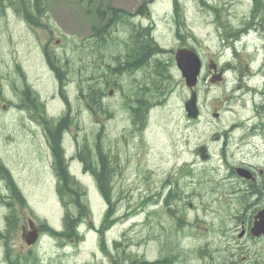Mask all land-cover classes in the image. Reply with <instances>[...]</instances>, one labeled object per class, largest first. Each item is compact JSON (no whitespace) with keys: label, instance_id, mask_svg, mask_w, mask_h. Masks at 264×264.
<instances>
[{"label":"flooded vegetation","instance_id":"1","mask_svg":"<svg viewBox=\"0 0 264 264\" xmlns=\"http://www.w3.org/2000/svg\"><path fill=\"white\" fill-rule=\"evenodd\" d=\"M37 1L38 0H29V12L35 14V17L32 18L30 15L26 14H24V16L26 21L37 31V50L41 53V58L38 61L41 62V66H45V74L39 75L37 80L34 81L31 79L30 72L26 68L20 67L19 69L24 75V82L21 86H23L25 90V98L28 99L36 92L39 99L45 103L46 111L32 118L28 114L32 112V109L24 108L23 110L26 112L31 122L42 127L44 135L39 127L35 130H30L36 133V137H47L54 160H56L58 150L52 143L58 136H60V145L63 155L66 157L67 166L69 155L64 152V143L66 142L74 146L75 152L78 153V157L81 160L85 172L94 179V189H96L98 182L95 175L90 170L95 164L94 155L91 157L90 165H87L79 156L81 147L84 144H81L78 136V129L81 128L82 125L78 117L80 88H82L85 94L94 87L101 89L98 92L100 98L103 99L100 101L101 104L96 106L95 103L97 101L94 103L89 101V103L85 105L89 107V109H86L85 116L90 119L89 122H91V124H93L96 119L101 118L96 117V114H100L101 110H104L102 116L107 114V116L110 117L111 114L115 116V110L112 109L121 106V114L125 113V115L129 117L130 113V119L132 121H128L126 130L140 133L139 130L142 127V122L139 117L135 116L130 107L126 106L125 102L127 96L131 95L134 100L132 104L136 106L141 100L142 93L137 86H135V91H132V88L127 86V82L133 79H135L136 82L141 81L142 77L146 75L143 69H150V73H152V69L150 68L152 61L150 60H165L168 58V55H172V52L175 50L172 62L173 65H175V63L177 65L176 51L179 48L191 47L199 53L197 50L199 47L197 44H184L182 39L178 36L176 18L179 19L180 25L184 31L189 32L187 28L189 17L179 0L178 5H176L175 0H173L171 14L169 16H164L166 23L174 30L176 36V44L178 45L172 48L163 45L158 38V26L156 21L154 19H145L150 16L152 8L157 6L158 0H143L144 2L135 9H129L125 7V5L115 4L112 3L111 0H108L107 4H113L111 10H109V15H102L100 17L97 15L99 10L96 9L97 13H92L89 34H87L84 40L79 38V31H73L74 34L69 33L68 28L65 26L66 29H64L63 26L59 24V21L55 19L54 3L56 0H41L46 3L43 12L38 8ZM103 10H106V8L102 7V11ZM114 11H117L119 16H121V14H123V16L114 17L112 15ZM116 18L123 19L122 22L125 25H116L117 27H114L113 20ZM248 22L249 20H245L239 25L241 28L239 38L242 41H248L246 35L251 34L249 33L251 28L245 29ZM103 26L106 30L110 31L109 34L101 40L95 39L96 27ZM253 28L255 29L256 37L263 40L260 37V32L264 28L259 30L255 26H253ZM146 30H149L150 37H152L165 51H157V53L152 54L148 48H144L142 45V32L144 33ZM168 36V33L162 35V37L166 39ZM85 40H87L88 45L84 46V51H82L78 48L79 41L82 42L81 46H83ZM263 44L264 40L262 41V45ZM16 53L19 55L18 50H16ZM261 54H263V56ZM256 55L258 59L255 61L253 59ZM143 57L145 58L142 61ZM251 61L254 67L253 70L244 71L236 68L228 59L222 60L221 62L219 59H209L206 61L205 58H202V70L198 83L194 86V89H196L198 93L199 116L197 118H190L187 116L186 110H184L186 125L188 127L187 136H190V131L195 132L193 142L196 148L193 150L189 148L193 160H189L188 157H184L180 160H172L175 173L174 179L173 174L168 173L162 181L153 182V184H157V187L149 185L147 188L140 191V196L136 201V215L139 217L137 222L140 227L149 226L153 230H156L155 228L159 226L160 230L164 228L161 231V234L164 236L178 230H187L190 231L192 235H198L199 237L211 236L217 234L214 228L215 225L218 227L223 225L220 223V215L228 212V218L226 219L228 222L232 219L235 225H230L231 227L222 231V234L228 235V230L232 228L230 234H234L238 238L264 237V234L255 236L251 232L256 215L264 209V52L260 53L259 50H256L252 56L248 57L247 64H250ZM90 63L92 65L96 63V66L101 68L103 71V78L95 80V75L92 74L89 78L95 80L96 85L83 84V79H79V84L75 85L73 82V75L78 66L81 65L82 69L83 67H87L91 70ZM72 72H74L73 75H71ZM45 81L54 83V89H50L49 91L43 90ZM19 84H21V82H19ZM106 86L111 87V89L107 91L105 88ZM112 87L117 89L115 93ZM127 87L132 92L127 91ZM187 88L189 89V94L185 101L189 98L192 90L188 86ZM213 88H221L226 94H231L233 90H236L241 98L240 108L237 110L236 107L230 105L231 101H233L232 96H230V98L227 99V104L229 105H227L226 109H223L221 112H219L218 109L209 111V109L205 107V105H208L209 101L206 95L203 96V92L211 91ZM17 93L19 94V99H22L21 93ZM164 99L165 98L156 100V104L148 111V108H146L147 122L143 126V137L145 134L151 133L154 124L157 123L156 118L152 117L154 114L153 111L155 108L165 104ZM106 101L110 105L109 108H106ZM185 101L183 103V109H185ZM11 102L15 103L14 98L11 99ZM85 106L83 108L84 111ZM95 108L99 109L96 110ZM233 110H235L234 115L237 113L241 116L244 115L243 122H229L230 118H227V113ZM63 111L71 112L73 123L61 125L57 128L61 119L59 115ZM206 111L209 114L208 119L205 117ZM234 115L232 117H234ZM47 116L54 119V125L57 128L52 132L47 130V124L45 123V118ZM134 124H136V128ZM204 126L206 127L205 129L202 128ZM240 127L243 129V134L241 136V141L238 142L236 136ZM207 129L210 131V138L202 140L201 136ZM188 140L190 145L191 139L189 138ZM203 147L206 148L204 153H202ZM247 147L250 149L248 150V155L255 156V158L261 160L260 162L240 158L239 161L241 162L239 164L234 162L232 160L233 158L231 159V156L233 157L234 154L237 156L244 155L247 151ZM219 157L220 160L218 161ZM204 163L209 164L210 169L209 172H202L200 177H198L197 181H199V185L194 190L191 188L189 191L182 190L183 181L187 180L188 184L193 180L194 183L196 182L194 179L197 178V173H188L185 175L186 169H196L198 171L203 167ZM56 164L53 165L57 178L56 184H65V178L62 176L61 178L59 177V171L57 172L59 165L58 163ZM179 168H181V170H178ZM239 168L248 169L251 173V177L247 178L241 175L238 171ZM8 169L15 184L20 188L12 171L9 167ZM148 169L154 168L149 167ZM219 169L221 170L220 173ZM68 174L71 177H75L84 186L88 185L76 175L73 168L71 170L70 168L68 169ZM218 174H221L222 177L218 178ZM185 176L187 179H185ZM118 178L119 173L114 174V189L111 200L108 201L105 197H102L104 210H106L105 215L108 216V220L115 218V221L110 224V226L107 225L106 231H112L119 220L124 218V213L119 212L122 199L119 198L115 190V181H118ZM149 178H152V174ZM221 179H224L227 184V187L223 189L219 183ZM173 181H180L181 187H178L179 190H173ZM173 193L174 196H172L171 199L172 201L176 199V201L168 202L169 195ZM246 193L251 194L250 200L245 201L243 197H241ZM150 197H153V199ZM223 198H226L228 203H224L226 206L222 207V209H216L220 207L218 200ZM145 201H148L149 205H144L143 202ZM113 202L115 206L113 208L114 210L111 211ZM213 209L214 211L212 212L211 210ZM161 212H164V214L162 215ZM181 220L184 221L183 226H180ZM201 227H206V229L200 230L199 228ZM25 228L26 227H24V229ZM123 232H125V229H123ZM123 232L119 231L117 235H121ZM243 232L244 234L241 236ZM213 259H215L214 254ZM200 263L206 264L204 261ZM0 264H9L5 253L0 257Z\"/></svg>","mask_w":264,"mask_h":264},{"label":"rangeland","instance_id":"2","mask_svg":"<svg viewBox=\"0 0 264 264\" xmlns=\"http://www.w3.org/2000/svg\"><path fill=\"white\" fill-rule=\"evenodd\" d=\"M8 1L9 0H3L4 3H8ZM90 1L91 0H56L54 3L55 19L59 21V24H61L64 29L67 27L69 33L74 34L73 31H79V38L83 40L87 37V34H89V26L92 22V13L86 14ZM98 1L102 0H95L92 2L91 6L95 7ZM107 1L108 0H104L105 3ZM111 2L125 5V7L129 9H135L144 1L111 0ZM179 2L184 6L185 12H187L190 25L194 27L195 32L198 34L197 37L200 42L198 41L196 44L199 47L197 50L202 58H205L206 61L209 59H219L222 62V55L220 54L224 53V46L229 45V41H223L219 31L215 28L213 23L214 19L217 20L216 14L210 11L204 4H218L219 8H224V10L226 9V5L229 7L228 10H236V14H233V11H231L230 14H225L224 16L225 18L230 17V20L236 24L237 22H242L243 18L246 17V12L250 9V0H227L226 2H224V0H179ZM231 2H233L232 7L230 5ZM172 5L173 0H158L157 6L154 7L155 10L152 8L150 16L145 18L146 20L154 19L156 21L158 26L157 36L161 43L168 48L178 45L176 44L174 30L168 26L164 18V16H169L171 14ZM28 9L29 0H27L26 3L21 2V8L19 9H10L6 6L4 9L2 8L3 12L0 14V157L12 171L27 201L26 205L19 204V213H22V216L18 218L17 229L10 237L13 249L19 252H25L30 247L27 245L23 236L24 227H26V229L30 228L28 217H32V221L35 224H40L41 221H45L55 228L62 230L65 215V207L57 192V178L55 168L53 167L56 163H58L59 166L61 164L57 162V159L54 160L51 149L48 147L49 141L45 137H38L37 139L29 134L22 133L25 124L23 128H17L18 130L14 135L12 132L15 127L23 125V120H25V123L28 124L30 129L35 130L39 127L42 130L40 125L28 119L26 112L22 108L15 106V103H20L21 99H19L17 91L12 90V93L10 91V75L12 74L13 79L17 80V70L20 67L26 68L30 72L32 80H34L35 76L43 74L45 69V66H41V62L38 61L41 58V53L37 50V31L26 21L23 14ZM165 33L169 34L167 39L162 37ZM246 37L248 41L242 42L241 39L234 38L232 43L236 44H232L231 51L226 52L224 55V57L228 58L236 68L244 71L253 70L254 68L252 66V61L250 64H247L248 57L252 56L256 50H259L260 53L264 52V44L262 45V40L256 37L255 32L247 34ZM260 37L264 40V31L260 32ZM16 50L19 51V55L16 53ZM174 51L172 52V57H174ZM261 55L263 56V54ZM257 59L258 56L256 55L253 60L256 61ZM90 66L91 70L87 67H83L82 69V66L79 65L75 73H71V75L74 73L73 82L75 85L79 84V79H83V84L96 85L95 80L103 78V71L96 66V63L93 65L90 63ZM173 70V76L176 80H174L173 83L170 81V86L176 83V90L174 86L166 99H164L165 104L155 108L153 111L154 114L152 113L153 116L151 114V116L157 120L151 133H147L143 137L141 133L126 130L128 121H131L130 113L128 117L125 113L121 114L120 111H118V113L115 111V116L112 117L107 116V114L103 116L96 114V117L101 118L96 119L92 125L88 124L84 127V129L86 127L90 129L87 136L90 151L93 153L95 143L100 139L105 145L106 151L108 152L107 154L112 156V159L109 161L112 163L110 166H115L119 171L118 185L125 186L126 190H135L136 196L134 195V201L138 200L140 196L139 193L142 189L147 188L149 185L157 187V184H153V182L162 181L166 174L172 173L174 179L175 173L172 160H180L184 157L193 160L190 150L196 148L193 142L195 132L190 131V136H187L188 127L185 120L186 111L184 112L185 109H183V103L188 97L189 89L177 65H175V67L173 66ZM143 72L150 74V69H143ZM92 74L95 75V80L89 78ZM20 81L22 85V75H20ZM48 84L53 90L54 83L48 81ZM43 86L45 87L46 84L44 83ZM105 88L107 91L111 89V87L107 86ZM112 88L115 93L117 89L114 87ZM205 95L209 101L208 105H205V107L209 109V111L218 109L219 112H221L223 109H226L227 105H229L227 104V99H229L230 96H232L233 99L230 105L236 107L237 110L240 108L241 98L236 90H233L231 94H226L221 88H213L211 91L203 92V96ZM13 98L15 103L11 102ZM109 106V103L106 101V108H109ZM95 109L98 110L99 108ZM116 109H118V107L112 110ZM234 112L235 110L227 113V118H230L229 122H243L244 115L241 116L238 113L234 115ZM12 113H16L20 118L13 121L11 118ZM233 115L234 117H232ZM205 117L207 119L209 117L207 111ZM134 127L136 128V124H134ZM202 128L205 129L206 127L204 126ZM83 130L80 128L78 129V136L81 144L84 143ZM209 132L210 131L207 129L205 133L202 134L201 139L205 140L210 138ZM98 133L99 135H97ZM42 134L44 135L43 130ZM242 134L243 129L240 127L236 136L238 142L241 141ZM189 138L191 139L190 145ZM248 150L250 149L247 147V151L244 155L237 156L234 154L233 157L231 156V159L233 158L232 160L239 164L241 162L239 161L240 158L254 162L261 161L255 158V156H249ZM64 152L69 155L68 166L70 170L73 168L76 175L84 183L92 187L91 202L94 211L103 212V199L94 189V179L85 172L81 160L78 157V153L75 152L74 146L65 142ZM219 160L220 157L218 158V161ZM149 167L154 169H148ZM151 174L152 178L150 179L149 177ZM194 180H196V182L193 183L192 180L182 187V190L189 191L190 188L194 190L199 185V181H197L198 177ZM218 201L220 207L216 209H222V207L226 206L224 203H228L226 198ZM211 211L213 212L214 209ZM161 214L163 215L164 212H161ZM2 215L3 214H1V217ZM100 218L101 217H95L98 221ZM93 219L94 214L91 213L84 223L85 235L79 245H75L74 241L71 242L69 240H65V243L61 244V242L64 241L63 239L59 240V238H57L58 236L50 233H43L41 231L39 242L35 247V251L32 253L34 261L30 257H24L23 264H110L107 256H105V253L99 247V242L101 241L100 234L95 231ZM130 220L131 218H122L119 220L111 234L105 236L106 241L113 243L119 230L123 229L125 224ZM223 223L224 224L219 227L215 225L214 228L217 234L199 237L201 241L213 240L219 243L218 246H221V250L214 255L215 262H220L224 258H227L232 259V261L236 259L240 264H264V237L256 239L240 237L241 240H239L237 237H234L233 234H230L232 228L228 230V235L221 233L231 227L230 225H235V222L232 219L230 222L225 219ZM135 225H138L137 221L132 222L128 227L131 228ZM155 229L158 231L160 227L158 226ZM199 229L205 230L206 227H201ZM176 232L179 236L183 237L187 235L189 231L178 230ZM133 233L134 232L128 233V235L132 236L134 241H141L142 231H138V235H136V233L133 235ZM121 240H123V238ZM142 241L144 243L141 248L137 246L140 243H136V245H132V247L134 246L133 249L135 248L134 250L139 251L151 260L157 259L161 254L160 246L153 245L150 240ZM183 242L186 244L184 245L186 248H191L187 239H184ZM227 246H231L232 249L229 250ZM228 250L234 253L229 254ZM4 253L7 254L6 247L0 245V257ZM24 256H27V253H24ZM190 257H192V255H189L187 260H189ZM183 258L184 257L180 256L177 264H190L184 262L182 260ZM25 259L26 263L24 262Z\"/></svg>","mask_w":264,"mask_h":264},{"label":"trees","instance_id":"3","mask_svg":"<svg viewBox=\"0 0 264 264\" xmlns=\"http://www.w3.org/2000/svg\"><path fill=\"white\" fill-rule=\"evenodd\" d=\"M95 0H91L88 8L86 10V14L89 13H97L96 9L99 10L97 13L98 16L102 15H109V10H111L113 4L112 3H105L104 0L98 1L95 4V7H92L91 4ZM227 0H224L226 2ZM21 2L26 3L27 0H9L8 3H4L3 0H0V14L3 12L2 8L4 9L6 6L10 9H19L21 8ZM17 3V4H16ZM175 4L178 5V0H175ZM46 5L45 2L38 0L37 6L40 9V11H44V6ZM210 11H213L216 14L217 20L214 19L213 23L215 25V28L219 31L221 38L223 41H229V45H225L223 52L220 55H222V60H226L228 58H225L224 55L226 52L231 51L232 40L240 39V30L241 28L239 25L243 23L245 20H249L247 23V27L245 29L251 28L250 30L255 32V29L253 26L257 27V29L264 28V0H250V9L246 12V17L243 18L242 22H237L234 24L230 17L225 18V14H230L231 11H233V14H236V10H228L229 7L219 8L218 4H204ZM231 7L233 5V2L230 3ZM92 7V8H90ZM102 7H105L106 10L102 11ZM30 9L25 11L23 14L30 15L32 18L35 17V14L29 12ZM222 12V13H221ZM114 17H121L119 16V13L117 11H114L112 13ZM234 19V18H233ZM123 19L116 18L113 20L114 27H117L116 25L124 26L125 24L122 22ZM176 23L178 26V36L182 39V42L184 44H196V42L200 41L197 37V32H195L194 27L187 24V27L189 29V32H185L184 29L181 27L179 19L176 18ZM184 25V24H182ZM191 30V31H190ZM264 31V29H262ZM109 30H106V28L103 27H96V36L95 39L101 40L103 37L107 36L109 34ZM145 34V35H144ZM187 36V38H186ZM263 41V40H262ZM242 42V40H241ZM82 42L79 41L78 48L82 51H84V46L88 45L87 40H85L83 46ZM142 45L144 48H148L149 51H151L152 54L157 53V51H165L160 45H158L152 37H150L149 30L142 32ZM190 46V45H189ZM193 46V45H191ZM191 48V47H190ZM143 49V47H142ZM145 57L142 58V61ZM173 57L169 54L168 58L165 60H150L152 61V65L150 68L152 69V73L147 74L142 77V80L139 82H136L135 79L131 80L130 82H127V86L132 88V91H135V86L141 90V100L138 102L135 106V104H132L134 100L132 99V96L129 95L126 98V106L130 107V109L133 111L136 117H139L142 122V127L140 128L141 136H143V126L147 122V111L152 108L156 104V100H162V98L167 97V95L172 91V88L175 86L176 90V83L170 86V81L176 80L173 76L174 70L172 62ZM257 63V62H256ZM18 74V81L14 80L13 77L10 75V91L12 93V90H15L22 95V99L20 103H17L15 106L18 108H26V109H32V112H29L28 114L35 118L39 116V113H44L46 111V106L43 101H41L37 95L36 92H34V95L32 94L28 99L26 97L25 90L21 84H19L20 81V75H22V81L24 82V75L22 74L21 70H17ZM45 74V71L44 73ZM41 74V75H43ZM31 75V74H30ZM39 76V75H38ZM34 77V81L37 80V77ZM131 79V78H130ZM46 86H43V90L49 91L51 88L48 84V81L44 82ZM127 87V91L132 92ZM99 89L98 87H94L91 89L87 94H85L80 88L79 93V120L81 125V130L84 129L85 126L88 124L92 125L91 122H89V118L85 116L86 109H89V107L85 106L86 104L96 102V106L100 105L103 99L100 98L99 95ZM25 94V95H24ZM94 94V98H93ZM24 96V98H23ZM138 97V96H137ZM10 102V100H9ZM132 104V105H131ZM85 106V111L83 110ZM129 109V108H128ZM104 110H101L100 115L102 116V112ZM116 113L118 111L121 112V106L118 107V109L115 110ZM61 117L57 128H59L61 125L66 124H72V114L71 112L63 111L60 115ZM87 117V118H86ZM90 117V116H89ZM112 117V114L110 115ZM11 118L13 121H16L20 118L19 115L16 113H12ZM86 119V120H85ZM45 123L47 124V130L50 132L56 130L57 128L54 125V119L51 117L45 118ZM22 124L20 127H15L13 132V135L17 132V128H24L22 129V133L29 134L30 136L37 138L35 135L36 133L34 131H31L28 127V124L25 123V120L22 121ZM89 128L86 127L83 130V140L84 144L81 147V150L79 152V156L82 158V160L88 165L91 163V157L94 155V166L90 168L92 173L95 175L97 179V186L96 189L101 197H105L106 200L110 201L113 195V189H114V174H118L119 171L116 169L115 166H110V159H112V156H109L106 151L105 145L98 139L95 143V149L93 150V153L90 151L89 143H88V134H89ZM99 135V133L97 134ZM47 139V137L45 136ZM52 145L58 150V153L56 155V159L61 164L57 168V172L59 171V177L61 176L65 178V184H56L57 186V192L61 198V201L63 202V205L65 207V215H64V225L62 230H59L49 224L48 222L41 221L40 227L41 231L43 233H50L55 236H58L57 238L63 239L64 241L61 242V244L65 243V240L74 241L75 245H79L82 240L83 236L85 235V221H87L88 217L91 215V213L94 214L95 217H101L100 220L95 219V231L100 234V242L99 247L100 249L105 253V256H107L110 264H177L179 261V257H184L182 260L186 263L190 264H201V261L206 262V264H240L238 260L236 259H227L224 258L220 262H215V259H213V254L216 255L220 250L221 246H218V242L213 240H207V241H201L199 239V236H194L189 231L187 235L185 236H179L177 232L174 233H168L165 236L161 234V230L158 231L153 230L149 226L139 227L140 225L132 226V230L130 227L131 223L138 220L137 213V205L136 201H134V195L135 190H126L125 186H119L116 182L115 190L117 192V195L119 198L122 199V204L119 206V212L124 213V218H131V220L125 224V232H123V229L119 230L123 232L121 235H116L115 239L113 240V243L107 242L105 236L111 234L112 231H106L107 225L110 226L115 221V218H112L111 220H108V216L105 215L106 210L103 212L101 211H94L93 205L91 202L92 197V187L91 186H84L79 180H77L75 177H71L68 174L69 167L66 163V157L63 155L61 145H60V136H58L56 139L53 140ZM50 144H49V146ZM65 157V158H63ZM185 167V166H183ZM182 168V167H181ZM179 168L178 170H181ZM210 166L209 164L204 163L203 167L199 169L198 171L196 169L194 170H187L185 171V175L188 173H197V177H200L202 172H209ZM220 170V169H219ZM221 170L219 171V173ZM218 178L222 177L221 174L217 175ZM185 179L187 177L185 176ZM221 188L227 187V184L225 183L224 179H221L219 181ZM172 185H174L173 190L177 191L179 190L178 187H181L180 181H173ZM187 185V180L183 181V187ZM135 189V188H134ZM88 190V193H87ZM227 190V189H226ZM90 193V194H89ZM173 194L169 195L168 202H175L176 199L172 201ZM241 197L245 201L250 200L251 194H243ZM153 199V197H150ZM27 201L26 198L22 192V190L15 184L8 167L5 165V162L0 157V242L1 246H5L7 250L6 259L9 264H23V258L30 257L33 260L32 253L35 251V247L37 246L38 242L32 246H30L27 251L19 252L17 250L13 249V246L11 245V239L10 237L13 235V233L16 231L18 226V218L22 216V213H19L20 205H26ZM144 205H149L148 201L143 202ZM115 206V203H112V209L113 211ZM75 208V210H74ZM97 212V213H96ZM1 214L2 217H1ZM229 213H222L220 215V223L224 224V220L228 218ZM232 216V215H231ZM32 220V217H28V222ZM222 220V221H221ZM26 221V220H25ZM107 222V224H106ZM184 225V221H180V226ZM114 229V228H113ZM138 231H142L141 241H134L132 236H129L128 233L134 232L136 235H138ZM145 231V233H144ZM133 233V235H134ZM234 235V234H233ZM234 237H237L234 235ZM123 238V240H121ZM238 238V237H237ZM254 238V237H252ZM187 239L188 244H190L191 248H186L184 245L183 240ZM241 240V238H238ZM256 239V238H255ZM150 240L153 245H159L160 246V256L156 260H151L147 258V256H144L139 251L134 250L132 245H136V243H140L137 245L138 247L143 246V241ZM26 241V240H25ZM206 245V246H205ZM221 245V244H220ZM55 247V246H53ZM229 250L232 249L231 246H227ZM229 254L234 253L233 251H229ZM24 253H27V256H24ZM29 255V256H28ZM192 255L189 260H187L188 256ZM34 261V260H33ZM232 261V263H231ZM26 263V259L24 260Z\"/></svg>","mask_w":264,"mask_h":264},{"label":"water","instance_id":"4","mask_svg":"<svg viewBox=\"0 0 264 264\" xmlns=\"http://www.w3.org/2000/svg\"><path fill=\"white\" fill-rule=\"evenodd\" d=\"M176 62L178 68L181 70L183 77L185 78L186 84L191 88V94L185 101V110L187 116L190 118H197L200 113L198 105V93L194 86L197 85L198 79L202 70V57L194 48H179L176 52ZM206 151L203 147L202 153ZM239 173L247 178L251 177V173L246 168H239ZM251 232L255 236L264 234V209H262L255 218L254 225ZM244 232L241 234V236ZM39 230L35 228L34 222L30 221V230L24 235L26 242L29 245L35 244L39 238Z\"/></svg>","mask_w":264,"mask_h":264},{"label":"bare ground","instance_id":"5","mask_svg":"<svg viewBox=\"0 0 264 264\" xmlns=\"http://www.w3.org/2000/svg\"><path fill=\"white\" fill-rule=\"evenodd\" d=\"M250 32L249 33H252L253 31L249 30ZM263 31V30H262ZM136 196V195H135Z\"/></svg>","mask_w":264,"mask_h":264}]
</instances>
